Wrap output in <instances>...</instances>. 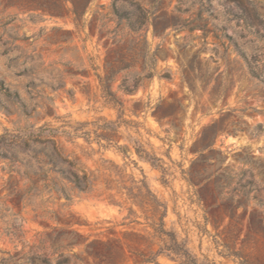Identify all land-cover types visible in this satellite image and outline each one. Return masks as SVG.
I'll list each match as a JSON object with an SVG mask.
<instances>
[{"label":"rangeland","instance_id":"rangeland-1","mask_svg":"<svg viewBox=\"0 0 264 264\" xmlns=\"http://www.w3.org/2000/svg\"><path fill=\"white\" fill-rule=\"evenodd\" d=\"M45 1L0 0V249L36 243L56 225L117 242L122 264H138L135 252L147 255L158 248L157 239L147 247L122 233H145V217L151 214L132 204L117 185L144 177L167 206L165 227L199 263L264 264V235L248 230L253 219L264 224V0H159V5L118 0L120 12L133 3L168 16L161 34L153 35L151 27L146 33L149 53H155L154 76L133 93L118 89L121 74L110 84L122 102L121 119L139 123L120 124L113 142L138 140L160 161L153 166L132 148L123 154L114 146L99 149L96 142L91 151L82 137L71 142L62 136L64 154L77 157L97 177L92 192L73 189L65 205L42 182L30 188L27 168L13 161L4 133L31 125L117 120L119 113L103 103L95 76L105 73L114 44L113 33H104L116 29L117 20L113 0H92L84 30L78 32L67 12L34 9ZM92 16L97 17L95 30L88 25ZM118 33L116 39L126 29ZM126 60L131 62L129 55ZM246 61L258 66L259 77L250 75ZM141 64L138 58L135 71ZM186 80L194 81V92ZM155 113L167 115L158 121ZM208 139L211 150H202ZM105 181L111 190H103ZM195 190L205 199L199 200ZM109 193L120 205L108 201ZM129 207L135 214H128ZM19 224L20 242L13 243L7 233ZM82 250L74 248L79 264H94ZM157 261L178 264L163 255Z\"/></svg>","mask_w":264,"mask_h":264},{"label":"trees","instance_id":"trees-1","mask_svg":"<svg viewBox=\"0 0 264 264\" xmlns=\"http://www.w3.org/2000/svg\"><path fill=\"white\" fill-rule=\"evenodd\" d=\"M91 1L47 0L45 3H35L34 9L48 10L53 15L65 11L70 15L75 29L82 32L86 23L85 15ZM117 2L118 0H113L111 4L112 13L117 20V28L112 31L106 30L104 33L105 35L113 33L114 48L108 52L109 56L105 58V73L103 75L95 73L103 103L117 109L119 113L117 120L102 122L96 120L94 122H75L74 124L67 121L57 127L48 124L36 127L31 125L25 127L19 133L8 131L4 133V136H7L9 140L13 161L24 163L27 168L25 176L30 188L37 189L38 183L42 182L43 187L48 192L54 191L59 197L64 198L65 202L62 205L70 201L71 190L89 193L94 190L97 183V177L93 172L83 167L77 157L64 154L60 140L62 136L71 142H74L78 137H82L91 151H94L91 146L92 142H96L99 149L114 146L117 151L123 154L126 153L128 148H132L139 159L145 160L153 166L160 161L138 140H128L125 144L113 142V136L118 131L120 124L132 123L138 127L139 123L135 121L127 122L121 119L123 115L122 102L114 95L110 84L115 76L121 74L118 89L125 93H133L138 87L144 86L146 80L154 76L155 53H149L146 44V33L151 27L153 35L161 34L168 26V16L164 10L161 11L160 16L156 15L155 11L151 9L142 8L139 4L133 3H130V7L127 9L123 7L122 12H120ZM156 2L159 5V0H156ZM96 20L97 17L92 16L88 22L90 29L95 30L97 28L95 25ZM102 26L104 25L99 27V33L101 34ZM124 28L126 29L125 35L116 39L119 30ZM110 53L115 56H110ZM126 55L130 56L131 62L126 60ZM138 58L142 59V64L141 68L135 71L134 63ZM244 59L246 60V58ZM246 62L250 75L259 77L260 69H258V66L256 64L252 65L253 63L249 61ZM131 70H134V72H130ZM185 82H187L191 91L196 90L194 81L186 80ZM160 105L164 107L162 102ZM166 115L167 113L154 114L158 121ZM89 125H92V128H87ZM211 146L212 142H209L208 139L202 150H211ZM116 172L121 173L120 171ZM216 177H220V175ZM188 181L190 185H195L192 179H188ZM117 186L118 191L124 190L127 199L132 204H137L141 209L151 214L149 217H145L148 220L143 228L145 233L137 231H124L122 233L123 237H133L135 242H142L147 247H150L154 243V239H157L158 248L148 250L147 255L140 251L135 252L140 258L138 264H158L157 258L161 255L177 261L178 264H202L177 239L175 232L165 227L164 218L167 214V206L150 190L144 177L138 180L132 179V185L129 186L125 184ZM210 187L211 182L209 181L204 186L206 193L210 191ZM103 190H111L108 181H105ZM195 192L199 200L205 199V195H201L200 190H195ZM107 198L109 202L120 205V202L114 199L113 194L109 193ZM253 199H256V197H253ZM128 214H135L132 207L128 208ZM53 218L57 220V215H54ZM131 222H134V220ZM20 226V224L16 225L13 231L7 233L13 243L20 242L19 238L22 232ZM248 230L264 235V224L259 219H253L249 222ZM76 246H83L80 253L83 252L87 256H91L95 260L94 264H98L97 260L103 261L101 264H122L124 261V252L117 242L113 243L100 238L89 239L88 236H82L77 229L67 230L63 226L55 225L48 227L36 243H21L20 247L14 244L13 251L0 249V264H79L82 259L74 251ZM230 254L238 256L236 251H232Z\"/></svg>","mask_w":264,"mask_h":264}]
</instances>
